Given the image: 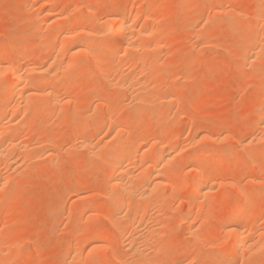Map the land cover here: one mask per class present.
<instances>
[{
  "label": "rangeland",
  "instance_id": "1",
  "mask_svg": "<svg viewBox=\"0 0 264 264\" xmlns=\"http://www.w3.org/2000/svg\"><path fill=\"white\" fill-rule=\"evenodd\" d=\"M39 1L41 2V4ZM39 1L37 2V0H0V45H1L0 50L3 49V46H4L5 50L7 51L9 50L7 52L9 56L11 54L10 58L8 56L7 61L9 62L3 61L4 64L1 62L0 68L3 65L4 66L9 65L12 62L13 64H16L15 63L16 61L17 63H19V61H21L24 57L26 58L30 56H39V60L41 59L40 60L41 62L43 60L42 63L39 60L37 63V60H36L34 62L35 64L30 63L31 65H27L28 64L27 63L25 65V63H23L24 61L22 60L23 62H20L21 64H23L22 70L24 71L22 72L23 73L26 72L25 75L28 77L31 76L32 78H35L36 74H37L36 78L40 77V78H43L44 80L47 78L45 81H48L46 82V85L48 83V86H45V85L41 86L40 93L39 91H37L39 93V94L37 93L38 99L36 98V100H31V102H39V103L46 102L47 104L49 103L51 105L49 110H45V108L44 109L38 108V110H36L33 114L32 113L30 114V112L29 114H27L28 104H26L25 101H22L23 98H21V95L17 93L15 94L16 99H15V96H13L11 98V101H9L8 103L7 108L9 107V110L7 108L4 110L5 118H2L4 117L3 114L0 115V128H2L3 125H4L3 128H5V126L8 128L9 125H12V124L14 126L19 125V126H16V128H14L13 126V128L18 131L13 130V128L11 129V131L13 132L15 131L14 133L11 132L10 130L8 131H10V134L14 135L13 137L14 139L16 140L19 139L18 141L23 143V145H25L23 149L18 150L14 148L13 150H10L9 152L10 154H8V156L12 157L13 159L12 158H8V159L0 158V162H1L0 163V179L2 180V182L0 180V209H2L0 210V229H1L0 231V251H1L0 252V262H2L3 264H5V262H7L6 264H73L74 262H75L74 264H80V263L83 264L81 262L82 260L83 262L86 261L84 262L85 264H98L100 260L99 264H101L102 261L104 262V263L102 262V264H129L130 262L128 263V260L130 259L132 261V258L134 256L130 253L128 254V251H126L127 248H126L125 241H128L129 238L127 237L130 236L131 233L129 232V229L127 228V224L125 228L122 227L123 231H121L122 228H119L118 226L116 227L115 223H118L120 226H125V223L127 222L126 220H128L126 218H129L128 216L131 217L132 215H134L135 214L134 210H137V211L139 210L140 214L138 215L139 216L138 218L142 219L141 222H143L142 224L143 227L151 228L150 224L152 223L154 225L153 226L151 224L152 227H156V228L159 227L158 231H162V233L158 232V234L160 233L159 237L156 236L157 239L154 238L155 240L153 239L151 240V237L148 236L151 241V243L149 241V244L152 245V246L150 245L152 248L150 246H149L150 248L149 247L147 248V249H151V251L155 250L154 253L159 251L158 253H160L159 255L160 264L162 263L163 264H212V263L213 264H220V263L223 264V262L215 261L216 256H218L217 253L224 250V248H232V246H234V239H232L231 236L229 237L225 231L226 230L225 227L227 226L229 218L223 219V217L227 218V216L230 214L231 210L233 209L234 205L237 204L238 201L240 202V200L242 201L243 205L245 203L244 205L245 207L247 206L248 202L247 203L246 201L243 202L244 200H242L243 199L242 197H243V192L248 191V190L252 193V198L249 201L250 204H248V207H247L250 211V214H247L246 216L239 219L245 224V226L249 224V226L247 225L248 227L247 226L244 227V232H245L244 236L245 238L250 237L253 239V237L258 238V235L259 236L264 235V172H263L264 171V152H263L264 146L262 147V144L264 143V139H263L264 135H262L264 134L263 133L264 132V115H263L264 113V86H263L264 85V62H263L264 55H262L263 57L260 55L261 57L260 56L259 57L262 58V61L261 59H259L257 62L259 63L260 61L261 65L259 63L255 65L256 67L252 66V64L250 66L251 62L249 60L250 59L249 57L252 51L251 49L252 44L248 46L246 42L250 44V41L249 39L245 38L246 35H247L246 37H248V35L250 36L259 35L258 36L260 37L258 41L259 45L256 43L258 45L257 47H259V49H262L260 48V46L261 47L264 46V44H262L264 42V39H263L264 38L263 36L264 35L263 34L264 33V20H263L264 18L261 17V19L262 18L263 19L260 23V21L257 19V15H255V14H259L258 7H260V9L261 8L264 9V0H214V1L213 0L212 1L211 0H150V1L149 0H67V4L64 3L65 0L64 1L56 0L55 3H53V5L57 6V7L54 6L55 8L54 11L56 12L55 14H57L56 16L58 18L60 17L66 18L71 21H73L75 17L78 16V14L84 13L83 11L87 12L89 8V4L91 5L93 3L94 6H90V7L92 9L91 10L92 14L95 13L96 15L95 14L91 15L90 18L86 20H82L83 23L80 20V22H77V24H75V27H73V25L67 26V28L69 27L68 30H72V32L74 33V36L76 35V37L85 36L81 27H85L86 24H87V27L88 28L90 27L91 29H93L95 33H97V31H100V33H102V31L105 30L104 28H106L107 32L104 31L103 34L105 35L112 34V31L115 25V22L112 21V17L115 18L116 16L121 15L124 12H126V10L127 12H130L131 9L134 13L140 12L139 15L141 16H139V20H137L138 22L137 24L140 25L139 23H141L140 25L141 28H145L148 31L149 30L152 31L153 28L158 26L156 27L157 29L156 28L154 29L156 31H152L147 36V39L139 38L138 42H141V41L143 42L144 40L147 42H150L153 40L152 38V40L149 41V39H151L150 35H153L152 37H154L155 35L156 37H154V40L152 42L162 41L161 44L163 45V48L164 47L166 48V46L167 48L160 49V51H157L156 53L149 52L151 54H149V60L147 61L152 62V64L149 67L148 65L151 62L150 63L146 62L144 64L141 61H137L138 59L140 60L141 56L143 55L142 50L139 51L138 59L136 56L137 55L136 53L138 52L132 53L131 50H129V52L127 53L125 52L126 54L124 53V50H122L123 52L120 51V53L116 54L118 55L116 58V62H115V59L114 61L111 59H107L108 57L107 56L106 59L104 60H107L111 63V65L113 64L116 66L115 67L116 73L113 71V73L115 74L112 73V70L114 68L109 67L110 70L112 69L111 70L112 74L109 73L111 75L110 78L112 79H109V78L106 79L107 76L105 77L106 74H104L105 72H103L107 68V66L106 68L105 66L103 68V65H105L106 62L104 64H103L104 61L100 62L101 65L100 63H98L99 64V67H98L97 62H94L96 60V59L94 60L95 58L94 55L93 56H91L92 54L90 55V53H92L91 51L93 52L95 51L96 53L97 49H91L90 51L87 52L86 55L85 53H83L85 56L83 54H80L79 59H78V55L73 56L69 51H67L69 50L68 47L70 46L68 44L69 46L66 47L67 49L64 47V50L61 51L65 55V57L63 56V54L61 56V52H59L56 49V47L58 48L60 47L59 45H62V43H60L62 42V40L59 34L62 32V29L64 26L61 27L57 25V23H55L56 25L47 23L45 21V13L40 11L42 4L44 3V1H47V0H43V1L39 0ZM178 1L179 2L181 1V2L179 3ZM209 2H212V3H209ZM190 4H193V5H190ZM219 5L224 8L220 7ZM65 6L67 7L64 8ZM133 7H134V10H133ZM229 7H231V10H228ZM26 8H28L29 10L31 9V10L30 11L28 9L26 10ZM24 9L26 12L24 11ZM216 9L223 10V11L220 12L219 15H217L219 10H216ZM235 9L237 11L239 10L238 11L240 14L239 16L244 17V19H242V17L241 18L239 17V21H238L239 23L237 22L235 26L233 27L230 26L229 28L228 25H226V22H224L225 17L223 15L226 14L227 11H232ZM58 10L62 14L59 13ZM75 11L78 12V14L75 13ZM23 12H25L24 14L26 16L23 14L25 17L20 16L21 13ZM144 12L146 13V15H148V17L145 16ZM259 12H261V10ZM262 12H264V10H262ZM64 14H65V17H64ZM203 14H205V16ZM73 15H75V17H71ZM159 16L161 17V19ZM215 16L217 18H215ZM221 16H223V18ZM207 17L209 19H207ZM219 17H221L222 20L219 19ZM192 18L194 20L196 19V21H193ZM110 19L113 23L109 22ZM189 19H192L191 23L190 21H188ZM210 19L213 21L211 22ZM215 20H217L216 21L217 23L215 22ZM102 21H108L107 23H110V24H106L105 26L106 22L104 23ZM158 21H160V23ZM151 22H153V25H151ZM187 22H189L190 25H192L191 26L192 28L190 27V25H188ZM102 23H104V26H105L104 28H102L103 26H101ZM36 24L37 25L40 24V25L37 26ZM209 25H211L210 28H209ZM245 25L247 27H250V26L251 27L247 28ZM236 26H238V28ZM67 28L64 27V30ZM76 28L78 29L80 33L77 32ZM232 28L238 31H235L233 29L234 30L233 32V30H231ZM48 29L49 30L51 29L50 31L55 29L54 30L56 32L55 39L57 40L56 42L55 40H53V42L50 41V44L48 43L49 41H47L46 44L48 45L46 47L45 41H46V37L49 34ZM240 29L242 31H240ZM81 31H82V34H81ZM231 32H233L234 34ZM242 32H244L245 34L242 35ZM247 32L248 33L250 32V33L248 34ZM44 33L45 34L47 33V34L45 35ZM42 34H44L43 40H42ZM250 36L248 38H250ZM135 38L137 39L138 37H135ZM94 39L95 41H93ZM102 40L104 41V37H100L98 39L93 38L91 41L94 42L97 46H100V44L103 43ZM242 40L244 41L246 40V42ZM260 40L262 41L261 43H260ZM5 42L7 43L8 46L5 44ZM39 42L40 43L44 42V44L40 45ZM43 45H44V48H42ZM171 46L173 50H171ZM247 46H248V49L249 48L251 49V51L250 49L249 50L246 49ZM50 47H51V50L53 51L48 49ZM52 47H55V48L52 49ZM40 52H42L44 56ZM51 55L56 56L57 59L54 56L52 57ZM84 57L85 58L87 57V58L85 59ZM44 58H45V61H44ZM156 60H158L157 64L155 63ZM71 61L73 62L72 64H75V65H80L81 63H86V64L89 63V64H87V66L85 65L86 68L84 72L83 71L79 72L80 71L79 68L77 69L75 68L76 71L75 70H70V71L68 70L66 72L61 71L63 70L62 67L64 66V68H67L68 65L71 64L70 63ZM46 62L51 63L50 66ZM57 62L58 64L59 63L60 64L58 65ZM61 62L63 63V65H61L62 64ZM66 62L67 64L65 66L64 63ZM20 63H19V66H20ZM46 64L48 65V67ZM24 65L28 67L27 69H30V68L32 69L27 71ZM41 65H43V67H41ZM55 65L57 66L55 67ZM143 65H144V68H143ZM154 65H157V66H154ZM130 66H132L133 68H131ZM257 66L258 67L260 66L259 67L260 69L259 68L257 69ZM158 68H160V70ZM47 69H50L49 71H51V69L52 70L60 69V70H54L52 72H49L48 74ZM125 69L127 72H125ZM44 70L46 71L45 73L39 72V71H44ZM3 71L4 70L2 71L0 70V78L1 79L3 78L2 80H5L4 78H7V77L10 78L8 76L9 74ZM59 71H61V73ZM128 71H130L135 78L134 77L132 78V76L130 75L131 73H129ZM136 72L138 73L136 74ZM52 73L53 75H51ZM101 73L104 76H102ZM121 73L122 75H120ZM126 73H128L127 75L131 76L130 78L132 79L136 80L137 78L139 79L141 78L142 80L146 81V83L144 82L145 84L150 83L151 85L149 84L148 86H149V89L152 88L151 93L154 92L153 90H155L156 94L158 93L157 98L154 96H153L154 98L153 97L151 98L153 94H151L150 97L148 96L149 100L151 101L150 106L147 105L149 103H147L146 104L147 106H146V105H141L135 102L134 99L132 98L133 97L132 93L128 90L129 88L128 89L124 87L121 88V86L119 85V83H121L120 77L123 79ZM152 73L155 74L154 77H152L151 75ZM55 74L59 76L57 77ZM140 74H142L141 77L139 76ZM89 78L91 81L89 80ZM115 78L117 79V81H115L116 80ZM124 78H126V76ZM1 79H0V82H1ZM87 79L89 81L84 82ZM51 80L53 81L51 82ZM98 80H100V82ZM135 80H134V83L138 81L137 80L135 82ZM153 83L155 85L154 89L152 87ZM68 84H70L72 87H69ZM116 84H118L119 86ZM93 85L94 86L100 85V86H96L97 88V89L95 88L96 92L94 90ZM57 86H60V87H57ZM27 87L28 88L26 87L25 88L30 90L29 86ZM48 87H49V91L51 90V87L52 89H56L57 91L56 93L59 94V97L61 95L60 98H63L64 101L69 100V103H64V105H61V106L57 105L58 107L56 105H53L55 103L51 101L50 96H48L47 94L45 95V92H49L48 90H46ZM159 87L163 89L162 93L159 92L161 89ZM42 90H46V91L42 92ZM64 90L65 92H63ZM90 90L95 94V96ZM61 92L65 94V96ZM159 94H162V95H159ZM164 94H166L165 95L166 97L163 96ZM47 97H49V100ZM167 98L169 99V101L167 100ZM180 98L181 99L183 98L182 101ZM131 99L134 102L131 101L132 102L131 103L129 101ZM154 99L156 100L159 99V100L156 101ZM16 100H17V103L14 102ZM168 103L170 104V106L168 105ZM133 104H135L136 106L134 107ZM17 105L20 107H18ZM98 105H100L99 108H98ZM153 105L156 107H154ZM94 106L97 107L98 111L96 107ZM13 107H15V109H13ZM74 107L77 109V112ZM163 107L164 109H162ZM105 108L106 109L108 108L110 111L109 110L105 111ZM15 110L18 112L16 114L14 113L15 115L13 118L12 112H15ZM74 111L75 113L78 114V116L77 114H74ZM100 111H102L103 113ZM19 112L21 113L20 115L18 114ZM94 112L95 114L96 113L97 114L95 115ZM6 113H8V116ZM79 113L81 115H79ZM260 114H262V116ZM16 115L18 116L16 117ZM28 115L30 117H28ZM64 117H67V118H64ZM6 118L7 120L9 119L8 121L11 124L6 120ZM106 119L108 121H106ZM74 121H76V123ZM73 122L75 124H72ZM78 123L81 126H79ZM118 123L124 124L125 130L126 129L127 130L126 131L124 130L125 133L124 132L123 133H124V136L127 138H131V137L133 138V134L135 137L136 132L139 133L141 131H144L146 133L144 134V138L148 143H152L151 142L152 138L153 140H157L158 138L161 137V138H170L172 139L173 143L175 142V145L178 144L177 146L179 148L178 149L179 151L178 150L177 151L179 152L180 156L177 151L176 152H177L178 157L177 155H174L176 159L175 161L180 160L177 163L178 165L175 164L176 163L175 162L172 166H170V168H168L169 166L167 168L162 167L163 168L162 172L164 174L168 175L169 172H171L170 174L173 173V175L175 176V180L177 179L175 184H178V185H176L175 187L172 186L173 188L171 186H168L169 191L167 190V188L164 187V189L160 193L162 196L159 195L158 202L164 201L163 194H166V193L167 194L164 196L165 200L168 198V196L170 197V199L168 198L166 201H164V203L161 202L162 205H165L166 207L163 206V208L165 207V211H163V214L161 216L162 221H158L159 223H157V219H154L152 221L151 220L152 218H150L149 216L150 215L149 213L151 211L150 209H152L151 204H147V205L141 204L142 206H140L138 202L135 201L136 202L135 203L133 201L134 202L133 206L135 207L134 208L131 207L130 209L129 206H132V204L128 205L129 202H131V200H129L127 201V204L125 202V206L127 207L126 208L124 207L123 211H122V207L116 203L121 208L120 211H118L119 208H117V206L116 207L114 206L115 203L109 202V199L107 197V194H108L107 191L110 192V190L108 189H112L113 193H115L116 191H114V188H111V187L106 188L109 186V184L107 185L108 179H109L107 178V175L110 176V171L103 169L104 163H103L102 158H104V156L102 155L103 157H100L99 154L98 155L96 154L98 157L95 156L94 154L89 155L86 152V150L80 147L79 145V143L81 142V139L83 138V135L80 132L82 131V129H85L86 127L87 133H88L86 135L87 139L92 138L93 144L96 142L99 145L101 144L102 146L100 145L98 147H100L101 149L103 148V150H101L100 148H97L98 150L100 149V152L99 151L98 152L102 153L103 151V154L105 155L106 153L104 152L105 149L106 151L109 150L106 147H110V146L114 147L117 143L118 137L116 136V134H114V130H115L114 126L115 124L117 125ZM23 124H25L26 126ZM108 124L110 127L113 126V129H110ZM136 124H139V126L137 125L138 127H136ZM20 125H23V126L21 127ZM67 127L68 128L70 127L69 129L70 132ZM73 128H75L76 130L74 131ZM204 128L207 130H205ZM79 130L81 131L79 132ZM107 130L111 131L112 134L111 132ZM62 131L63 133L64 132L65 133L62 134ZM76 131H78L77 132L78 134L76 133ZM128 132L130 135L128 134ZM39 133H40V136L42 137L45 135V137H43V140L42 138L39 137ZM41 134H44V135H41ZM89 134H90V137H89ZM77 135L78 137L80 136L79 139ZM19 136H21V138ZM54 136L55 137L57 136L56 137L57 140L53 139L55 140V142L52 141V137ZM38 137L41 143L38 142ZM155 137L156 138L158 137V138L156 139ZM59 138H60V141L58 140ZM148 138L149 139L151 138V140H149ZM174 138L176 139L174 140ZM22 139L25 140V142L22 141ZM93 139L95 142L93 141ZM254 139H257V140L255 141ZM262 139L263 141H261ZM30 141L32 143L33 141H35L33 143L35 147ZM42 141L45 143L43 144ZM56 141H58V144ZM36 142L39 145H37ZM48 142H50L51 144L53 143L56 146L53 144L51 145ZM106 143H108V145ZM185 143L189 144V146L187 144L184 145ZM247 143H251L247 145V147L249 148L245 146V144ZM26 144H29V145L31 144V146L26 145ZM97 144H94V145L97 147ZM104 144L106 147L104 146ZM200 144L202 146L203 145L207 146L208 148L201 147L202 148L201 150L199 147ZM181 145L183 146L181 147ZM219 147L220 148L222 147V148L220 149ZM227 147L229 148L231 147V148L229 149ZM197 148L200 150V152L204 151L203 149H205V155L208 158L207 163L205 164V168L208 171H213L215 169V162L220 157L224 158V162L226 161L224 163L225 166L224 165H223L224 167L222 166V170L220 169V171H218L219 173H218L216 182L212 184L215 186H212L210 184L212 188L217 187L216 189L213 188L212 193L214 194L211 195L212 196L211 200L213 201L210 203V205L207 202L206 203L201 202L203 199L201 198L198 199L199 197L196 194H193L194 196L196 195V198L194 197L193 199L192 194H191V187L189 184V180H192V177H193L192 169L193 168L192 169L190 168L192 167V165H190L189 160H191L190 158H192L191 157L192 155L199 152ZM260 148L263 150H261ZM40 149L42 152L40 151ZM223 149H225L224 153H227V155L223 154L222 152ZM258 149H260L261 151ZM250 150H251V155H253L252 157L254 159H251L252 157L249 158ZM14 151H15V154L13 155ZM39 151L41 153H39ZM180 151L181 152L183 151L182 154ZM51 152H53L55 155L53 153L51 154ZM140 152H139L140 155L138 154V161L139 159H141L142 162L143 161L146 162L147 161L146 158L148 154H146L144 150ZM52 155H54V157ZM225 156L227 157L225 158ZM144 158L145 160H143ZM141 160H140V163H141ZM80 161L83 162V165L85 163L86 166L85 165L83 166ZM140 163H137L136 165L138 166L140 165ZM10 165H12L11 168L9 167ZM137 166L134 169H136V172L138 173V175L141 176L142 170L145 166L144 167L142 166L143 168H139L141 172L137 171L139 170L138 167H140V166L138 167ZM82 168H85V169H82ZM101 168L105 172L101 171ZM134 169L132 170L135 171ZM98 173L101 175H99ZM226 175L227 177H225ZM183 176L185 178L186 176H189L186 178L188 183H183V186L181 187L182 189L181 188L179 189L181 178H183ZM7 177H10V178L7 179ZM256 177L258 178L256 179ZM224 179L227 181H225ZM101 180L103 182H101ZM5 182L7 184L6 186H4ZM235 182H237L238 184L237 183L235 184ZM224 183H227V184H224ZM76 184H78L77 187H75ZM1 185L4 187H2ZM237 185L239 186V188ZM240 185L243 186V188ZM1 188L3 189L1 190ZM240 189H242V191ZM183 190L185 191L183 192ZM3 191H5L6 193ZM222 194H226L224 196V200H223ZM6 195H9V196L6 197ZM221 195H222V198H221ZM160 197L163 198V200H161ZM228 197H230V199H228ZM83 198H85L86 200ZM185 199H187L189 203L187 202V200L185 201ZM195 199L197 202H194ZM84 200H85V203L83 202ZM234 200H235V203H234ZM221 201H224L223 202L224 204L226 202L227 203L230 201L231 202L228 203L227 205L225 204L226 205L225 206L224 204L221 203ZM92 204H94V206ZM82 205L85 206V209L88 206L91 207L92 205L93 207H91L90 210H93V211L92 212L89 210L87 211V209L83 210L84 207ZM109 205L112 206V208H110ZM181 206H184L185 208H182ZM146 207H148V209ZM138 208H141V210ZM143 208H146V210L144 209V212H142ZM169 208L171 209L170 211H168ZM127 209L129 211L131 210V212L126 211ZM57 211L59 212L58 215L56 214L57 217L55 215L57 220L53 221L51 218L52 217L51 215H53L54 213H57ZM81 211L82 212L87 211V214L91 212L89 214L90 217L89 215H86L85 212H83L82 214ZM133 211H134V214H132ZM166 211L170 215L166 214ZM177 211L180 214H178ZM224 211L227 215L224 213ZM164 212L168 216H166ZM195 212L197 213L198 216L200 212L202 215H205L206 213V216L209 218H205L202 216V218H200L201 220L199 219V217L197 219ZM144 213L145 215H143ZM125 214H127L128 216H126ZM81 215L83 216L81 217ZM94 215H96L95 219H94L95 217ZM142 215L145 218H143ZM221 215L223 216L221 217ZM120 216L124 217L125 220H122ZM183 216H186V217L190 216V217L184 219L185 217ZM79 219H80V222H79ZM120 219L124 221L125 223L124 222H123L124 224L121 223ZM183 219L186 221H184ZM194 219L196 220V222H194ZM202 219H207V222L206 220H203L205 223L200 224L202 222ZM146 221H149V222H146ZM189 223L190 225H188ZM191 224L195 225L196 228L197 226H199L198 229L200 231L201 229L202 231L204 230L203 232L202 231L200 232V235H199L200 237L198 236V239L202 238L203 241H205L206 243L202 241L200 242V240L202 239L198 241L196 237L190 234ZM75 227H76V230H75ZM97 227L99 228L103 227L104 229L101 228L99 231V228ZM90 229L91 231H93V233L90 231ZM206 229L208 232L210 230L209 234L207 231H205ZM253 229L255 230L253 231ZM96 230H97V234H94ZM76 231L78 233H76ZM101 231L102 233H104L105 238L100 239L99 243L97 242L98 243L97 245L99 246L97 245L95 246L96 248L95 250L94 249L93 250L95 251L94 254L95 253L96 254L93 255L92 254L93 251H91L92 248L90 249V247L94 243V241L96 242L97 238H93V239L91 238L93 234L95 235V237L99 235L98 232L102 234ZM249 231H252V232H249ZM255 231L257 235L256 233L255 234L253 233ZM204 232H206V234ZM79 235H82V238ZM202 235L204 236V238ZM85 238H88L89 240ZM74 240L76 242H74ZM220 240L222 241V243ZM156 241H157V246H159L161 249L159 248L154 249V247L156 248L155 246ZM223 241H225L226 243ZM70 242L72 244L74 242L73 245L77 246L78 248L82 247V250L78 249L79 250L78 253L79 254L81 253L80 255L77 253V247H74L73 245H71ZM227 243L229 244L227 245ZM262 243H264V241ZM69 244L70 246H72V250L70 249ZM81 244L84 246V248L83 246H81ZM223 244L225 247L221 249L223 247ZM218 245L222 247L219 248ZM68 246H69V250L67 248ZM263 247L264 245L262 246L261 251H260V253L263 256L261 254L260 255L257 254L258 257L256 255L257 257L256 260H255V257H253V260H252L250 256L247 255L248 254L247 252H243L240 250L237 252L240 254L238 255V259L236 261L233 260L234 262L231 261L230 263L226 262L224 264H235V263L236 264H240V263L241 264H249V263L252 264L251 263L252 261L254 262L253 264H264V258H263L264 248ZM5 248L8 250H5ZM1 249H3L4 251ZM66 249L69 252L72 251L70 256H69V253L66 252L67 251ZM84 249L86 250V252ZM104 249L106 250L105 255H104ZM21 251L23 254L20 253ZM90 251H91V254H90ZM16 252H18V254L15 256ZM242 253L245 254L246 256L243 255ZM65 254L67 257L65 256ZM85 254L87 255L90 254L92 256L90 257L88 255L86 257ZM211 254H213V256ZM22 255H23V258L25 257L26 260L22 258ZM74 256L75 257L78 256V258H74ZM79 256L80 257L82 256L81 259L79 258ZM94 256H95V259H94ZM214 256H215V259H214ZM247 256H249L250 259ZM88 257L91 258V260ZM106 257L107 259H105ZM206 257L211 258V259L207 260ZM260 257L262 260L260 259ZM16 258H18V260ZM71 258L73 259V261L74 260L75 261L73 262ZM103 258L104 260H101ZM79 259L80 261L77 262ZM242 260L243 261L245 260L246 263L242 262ZM135 261L136 259L132 261V263Z\"/></svg>",
  "mask_w": 264,
  "mask_h": 264
},
{
  "label": "bare ground",
  "instance_id": "2",
  "mask_svg": "<svg viewBox=\"0 0 264 264\" xmlns=\"http://www.w3.org/2000/svg\"><path fill=\"white\" fill-rule=\"evenodd\" d=\"M39 0H37V2H38ZM43 1V0H42ZM55 1L56 0H47V1H44V3L42 4V6H41V10L40 11H42L43 13H45V21L47 22V23H49V24H55V23H57V25H59V26H64V27H66L67 28V26H69V25H73V27H75V24H77V22H80V20H81V22L83 23V21L82 20H86V19H88V18H90L91 17V15H94V14H92V9H91V7L90 6H94L93 5V3L90 5L89 4V8H88V10H87V12L86 11H83L84 13H80V14H78V12H76L75 11V13H77L78 14V16L77 17H75V15H73V16H71V17H75V19L73 20V21H71V20H69V19H66V18H58L56 15L57 14H55L56 12L54 11L55 10V8H54V6L55 5H53V3H55ZM64 1V0H63ZM150 1V0H149ZM212 1V0H211ZM214 1V0H213ZM37 2H36V4H37ZM40 2V1H39ZM105 2V1H104ZM179 2V1H178ZM181 2V1H180ZM179 2V3H180ZM203 2V1H202ZM65 4H67V0H65V2H64ZM63 3V4H64ZM95 3H97V2H95ZM156 3V2H155ZM209 3H212V2H209ZM229 3V2H228ZM39 4V3H38ZM40 4H41V2H40ZM39 4V5H40ZM164 4V3H163ZM166 4V3H165ZM168 4V3H167ZM227 4V3H226ZM33 5H35V4H33ZM61 5H62V3H61ZM180 5V4H179ZM190 5H193V4H190ZM222 5V4H221ZM225 5V4H224ZM68 6V5H67ZM67 6H65L64 8H66ZM104 6H105V4H104ZM220 6V5H219ZM230 6V5H229ZM35 7V6H34ZM55 7H57V6H55ZM102 7V6H101ZM107 7V6H106ZM220 7H222V6H220ZM37 8V7H36ZM136 8V7H135ZM180 8V7H179ZM219 8V7H218ZM222 8H224V7H222ZM230 8V9H229ZM228 8V10H231V7H229ZM259 9V11L261 10V12H259L258 11V13L259 14H255V15H257V19L260 21V23H261V21H262V19L264 18V12H262V10H264L263 8H261L260 9V7H258ZM28 8H26V10H27ZM40 9V8H39ZM38 9V10H39ZM57 9V8H56ZM104 9V8H103ZM107 9V8H106ZM129 9H131V8H129ZM156 9H158V8H156ZM178 9V8H177ZM220 9V8H219ZM219 9H216V10H219ZM234 9V8H233ZM29 10V9H28ZM31 10V9H30ZM29 10V11H30ZM133 10H134V7H133ZM138 10V9H137ZM142 10V9H141ZM160 10V9H159ZM175 10V9H174ZM24 11H25V9H24ZM158 11V10H157ZM223 10H219L218 11V14L217 15H219V13L220 12H222ZM239 11V10H238ZM236 9L235 10H232V11H227V13L226 14H222L224 17H225V21L224 22H226V25H228V27L230 28V26L231 27H233V26H235L236 24H237V22L239 21V12H238ZM257 11V10H256ZM26 12V11H25ZM25 12H23V13H21V15L20 16H22V17H25L26 15L24 14ZM58 12H59V10H58ZM86 12V13H85ZM93 12H94V10H93ZM143 12V11H142ZM141 12V13H142ZM161 12H163V11H161ZM243 12V11H242ZM241 12V13H242ZM28 13V12H27ZM39 13V12H38ZM59 13H61V12H59ZM145 13V12H144ZM148 13V12H147ZM224 13V12H223ZM25 16H24V15ZM62 14V13H61ZM140 14V12L139 13H134L133 11H132V9H131V11L130 12H127V10H126V12H124L123 14H121V15H118V16H116L115 18L114 17H112V21L113 22H115V25H114V29H113V31H112V34H109V35H105V34H103L104 33V31H106V28H104L105 26H106V24H110V23H107L108 21H102V22H106L105 23V26H104V23H102L101 24V26H103L102 28H104L103 30L104 31H102V33H100V31H97V33H95L94 31H93V29H91L90 27L88 28L87 27V24L85 25V27H81L82 28V30H83V33H84V35L85 36H78V37H76V35L74 36V33L72 32V30H68L69 29V27L67 28V29H65L64 30V27H63V29H62V32L59 34L60 35V37H61V40H62V42H60V43H62V45H59L60 47H56V49L59 51V52H61L62 50H64V47L66 48L67 46H69L68 47V49L69 50H67V51H69L73 56H77L78 55V59H79V56H80V54H83V53H85V55L87 54V52L88 51H90L91 49H97L96 50V53H95V51L93 52V51H91L92 53H90V55L91 56H93L94 55V57H92V58H94V62H97V65H98V67H99V64L98 63H100V62H102V61H104L103 62V64L106 62V63H108V64H106L105 63V65H103V68H104V66H105V68H106V66H107V68L106 69H108V70H106L105 69V71H103V72H105L104 74H106L105 75V77H106V79H112V78H110V74L109 73H111V70L109 69V67H111V68H114L113 70H112V73H113V71L115 72V65H111V63L109 62V61H107V60H104V59H106V57H107V59H111V60H113L114 61V59H115V62H116V58H117V56L118 55H116V54H118V53H120V51H122V50H124V53L126 52H129V50H131L132 51V53L134 52V53H136V52H138V53H136L137 55V59L139 58V51L140 50H142L143 51V55L141 56V58H140V60L138 59H136L137 61H141L142 63H146V62H148V63H150L149 61H147V60H149V54H151V53H156L157 51H160V49H164L163 48V45L161 44L162 43V41L161 42H152L153 40H154V37H156L155 35H154V37H152L153 35H150L151 36V39H149V41L150 40H152V38H153V40L152 41H150V42H147V41H141V42H138L139 41V38H146L147 39V36L152 32V31H156V30H154L156 27H158V26H156L155 28H153V30L152 31H148L147 29H145V28H141V23H139L140 25H138L137 23V20H139V16H141V15H139ZM198 14V13H197ZM215 14V13H214ZM96 15V14H95ZM152 15V14H151ZM204 16H205V14H203ZM221 15V14H220ZM241 15H243V14H241ZM67 16V15H66ZM114 16V15H113ZM145 16L146 17H148V15H146V13H145ZM157 16V15H156ZM161 16H163V15H161ZM196 16V15H195ZM208 16V15H207ZM223 16H221L222 18H223ZM243 16H245V15H243ZM64 17H65V14H64ZM68 17V16H67ZM100 17V16H99ZM151 17V16H150ZM154 17H155V15H154ZM158 17V16H157ZM160 17V16H159ZM197 17V16H196ZM195 17V18H196ZM221 17H219V19H221ZM242 17V16H241ZM240 17V18H241ZM261 17H263L262 19H261ZM103 18V17H102ZM111 18V17H110ZM140 18H142V17H140ZM145 18V17H144ZM194 18V17H193ZM192 18V19H193ZM209 18H210V16H209ZM208 17H207V19H209ZM215 18H217L216 16H215ZM98 19V18H97ZM104 19V18H103ZM160 19H161V17H160ZM186 19V18H185ZM192 19H189L188 21H190V23H191V21H192ZM218 19V20H219ZM242 19H244V17H242ZM256 19V18H255ZM92 20V19H91ZM144 20V19H143ZM148 20V19H147ZM155 20H156V18H155ZM222 20V19H221ZM264 20V19H263ZM69 21V22H68ZM111 21V19L109 20V22H112ZM136 21V22H135ZM145 21V20H144ZM193 21H196V19L194 20L193 19ZM210 21L212 22L213 20H211L210 19ZM217 20H215V22H216ZM99 22H100V20H99ZM112 22V23H113ZM140 22V21H139ZM142 22V21H141ZM150 22V21H149ZM156 22V21H155ZM159 23H160V21H158ZM205 22H206V20H205ZM208 22V21H207ZM215 22H213V23H215ZM220 22V21H219ZM258 22V21H257ZM46 23V24H47ZM97 23V22H96ZM146 23V22H145ZM188 23V25H190V23L189 22H187ZM210 23V22H209ZM208 23V24H209ZM217 23V22H216ZM239 23V22H238ZM243 23V22H242ZM251 23V22H250ZM79 24V23H78ZM193 24H194V22H193ZM206 24V23H205ZM207 24V25H208ZM259 24V23H258ZM37 25V24H36ZM38 25H40V24H38ZM37 25V26H38ZM43 25H45V24H43ZM56 25V24H55ZM100 25V24H99ZM151 25H153V22H151ZM206 25V26H207ZM241 25V24H240ZM244 25V24H243ZM250 25V24H249ZM36 26V27H37ZM101 26H99V27H101ZM160 26V25H159ZM162 26V25H161ZM192 25H190V27H191ZM210 26L211 25H209V28H210ZM246 26V25H245ZM263 26V25H262ZM49 27V26H48ZM47 27V28H48ZM52 27V26H51ZM50 27V28H51ZM72 27V26H71ZM111 27V26H110ZM138 27H140V28H138ZM142 27H144V26H142ZM153 27V26H152ZM237 28H238V26H236ZM247 27V26H246ZM251 27V26H250ZM250 27H247V28H250ZM56 28V27H55ZM108 28V27H107ZM192 28V27H191ZM52 29V28H51ZM50 29V30H51ZM75 29V28H74ZM77 29V28H76ZM79 29H80V27H79ZM149 29V28H148ZM157 29V28H156ZM234 28H232L231 30H233ZM244 29H245V27H244ZM49 29H48V32H49V34H48V36L46 37V41H45V44H46V42L47 41H49L48 43L50 44V41H52L53 42V40H55V42H56V40L57 39H55L56 37V32L54 31L55 29H53L52 31H50ZM111 30V29H110ZM109 30V31H110ZM158 30H160V29H158ZM230 30V31H231ZM235 31H238V30H236V29H234ZM234 30H233V32H234ZM249 30V29H248ZM75 31V30H74ZM240 31H242L241 29H240ZM250 31H251V29H250ZM77 32H79L78 31V29H77ZM107 32V31H106ZM233 32H231V33H233ZM259 32V31H258ZM257 32V33H258ZM80 33V32H79ZM157 33H158V31H157ZM239 33H241V32H239ZM248 33V32H247ZM250 33V32H249ZM248 33V34H249ZM45 34V33H44ZM44 34H42V40H43V35ZM47 34V33H46ZM45 34V35H46ZM78 34V33H77ZM81 34H82V31H81ZM107 34V33H106ZM153 34V33H152ZM206 34H208V33H206ZM205 34V35H206ZM234 34V33H233ZM236 34V33H235ZM245 33L244 32H242V35H244ZM252 34V33H251ZM264 34V33H263ZM254 35H255V33H254ZM150 36H149V38H150ZM207 36V35H206ZM247 36V35H246ZM245 36V38L246 39H249V41H250V44H248L247 42H246V40L244 41V40H242V41H244V42H246V44L248 45V46H250L251 44V49H252V51H251V49H250V51H251V55H250V57H249V55H248V57L250 58H247V59H249L250 60V66H251V64H252V66H254V67H256L255 65L256 64H259L260 63V61H259V63H257L258 62V60L259 59H261V61H262V58H260L262 55H264V46H260V48H262V49H259V47H257L258 45H259V43H258V41H259V38L260 37H258L259 35H257V36H250V35H248V37L250 36V38H248V37H246ZM264 36V35H263ZM58 37V36H57ZM100 37H104V41H103V43L102 44H100V46H97L94 42H92L91 40L93 39V38H100ZM135 37H138L137 39L135 38ZM242 37V36H241ZM54 38V39H53ZM59 38V37H58ZM210 38V37H209ZM232 38H234V37H232ZM158 39V38H157ZM160 39H162V38H160ZM165 39V38H164ZM163 39V40H164ZM241 39H243V38H241ZM264 39V38H263ZM263 39H261V40H263ZM40 40V39H39ZM41 40V41H42ZM135 40V41H134ZM141 40V39H140ZM156 40V39H155ZM260 40V43L262 42ZM37 41H38V39H37ZM40 41V42H41ZM93 41H95V39L93 40ZM98 41V40H97ZM101 41V42H102ZM136 41H137V43H136ZM157 41V40H156ZM248 41V42H249ZM39 42V43H40ZM58 42V41H57ZM243 42V43H244ZM26 43V42H25ZM242 43V42H241ZM258 45H257V44ZM5 44L7 45V43L5 42ZM42 44H44V42H42V43H40V45H42ZM57 44V43H56ZM56 44H55V46H56ZM69 44V45H68ZM164 44V43H163ZM167 44V43H166ZM245 44V43H244ZM245 44V45H246ZM253 44H254V46H253ZM262 44H264V42L262 43ZM262 44H260V45H262ZM37 45H39V44H37ZM47 45L48 44H46L45 46L47 47ZM168 45V44H167ZM240 45V44H239ZM1 46V45H0ZM8 46V45H7ZM50 46V45H49ZM54 46V45H53ZM166 46V45H165ZM248 46H247V50H249L248 49ZM6 47V46H5ZM45 47V48H46ZM243 47V46H242ZM241 47V48H242ZM245 47V46H244ZM253 47V48H252ZM42 48H44V45L42 46ZM53 48H55V47H52V49ZM166 48H167V46H166ZM165 48V49H166ZM8 49V48H7ZM48 49H50L51 50V47L50 48H48ZM67 49V48H66ZM168 49H169V47H168ZM243 49V48H242ZM245 49V48H244ZM245 49V50H246ZM56 50V51H57ZM171 50H173L172 49V46H171ZM241 50V49H240ZM244 50V51H245ZM246 50V51H247ZM9 51V50H8ZM7 50H5V48H4V46H3V49H1L0 50V63L2 62L3 63V61H7L8 60V56H9V54L7 53L8 52ZM48 51V50H47ZM51 51H53V50H51ZM43 52V51H42ZM42 52H40L41 54H43ZM46 52V51H45ZM110 54H109V53ZM123 52V51H122ZM149 52H151V53H149ZM242 52V51H241ZM249 52V51H248ZM50 53V52H49ZM56 53V52H55ZM58 53V52H57ZM64 53H65V51H64ZM88 53V54H89ZM96 55H95V54ZM125 53V54H126ZM243 53V52H242ZM52 54V53H51ZM53 54H54V52H53ZM62 52H61V56H62ZM67 54V53H66ZM31 55V54H30ZM84 55V54H83ZM84 55V56H85ZM245 55V54H244ZM261 55V56H260ZM10 56H11V54H10ZM10 56H9V58H10ZM18 56V55H17ZM43 56H44V54H43ZM52 56V55H51ZM54 56V55H53ZM52 56V57H53ZM60 56V55H59ZM63 56L65 57V55L63 54ZM66 56H68V55H66ZM72 56V57H73ZM82 56V55H81ZM88 56V55H87ZM135 56V55H134ZM260 56V57H259ZM42 57V56H41ZM40 57V58H41ZM56 59H57V57L56 56H54ZM89 57V56H88ZM151 57V56H150ZM263 57V56H262ZM19 58V57H18ZM76 58V57H75ZM85 58V57H84ZM87 58V57H86ZM85 58V59H86ZM134 58V57H133ZM157 58H159V57H157ZM244 58V57H243ZM49 59V58H48ZM84 59V60H85ZM246 59V58H245ZM24 62H23V61ZM21 61H19V63L20 62H23V63H25V65L27 64V65H31L30 63H32V64H35L34 62L37 60V63H38V60H39V56H30V57H24L23 59H22ZM41 60V59H40ZM39 60V61H40ZM60 60V59H59ZM135 60V59H134ZM154 60V59H153ZM249 60H247V61H249ZM10 61H11V59H10ZM44 61H45V58H44ZM57 61V60H56ZM82 61H83V59H82ZM93 61V60H92ZM131 61V60H130ZM157 61L158 60H156V64H157ZM7 62H9V61H7ZM41 62V61H40ZM42 62H43V60H42ZM41 62V63H42ZM69 62V61H68ZM77 62V61H76ZM79 62V61H78ZM115 62H114V64H115ZM140 62V63H141ZM263 62H264V59H263ZM6 63V62H5ZM16 64H13V62L11 63V64H9V65H6V66H2L1 68H0V70L2 71V70H4L5 71V73L7 72V74H9L8 76L10 77V78H4L5 80H2L1 78V82H0V115H2L3 114V116L4 117H2V118H5V114H4V110L7 108V106H8V103H9V101H11V98L13 97V96H15V94H19V95H21V98H23L22 99V101H25L26 102V104H28V108H27V114H29V112H30V114L32 113H34L36 110H38V108H45V110H49L50 109V107H51V105L48 103H39V102H31V100H36V98H37V96H38V94L40 93V88H41V86H48V83H47V85H46V82H48V81H45L43 78H40V77H37L36 78V75H35V78H32L31 76V78L30 77H28V76H26L25 75V73H23L22 71H24V70H22V68H23V64H21L20 63V66H19V63H17V61L15 62ZM40 63V64H41ZM49 66H50V64L51 63H48V62H46ZM53 63H55V62H53ZM62 63V62H61ZM71 64H69L68 65V67L67 68H64V66L62 67L63 68V70H61V71H63V72H66V71H70V70H75L76 71V69L77 68H79L80 69V71L79 70H77V71H79V72H81V71H85V65L87 66V64H89V63H81L80 65H75V64H72L73 62L71 61L70 62ZM4 64V63H3ZM18 64V65H17ZM46 64V65H47ZM57 64H58V62H57ZM60 64V63H59ZM58 64V65H59ZM65 64V66H66V64H67V62L66 63H64ZM111 66H110V65ZM152 64V62L148 65V67L150 66ZM263 64V63H262ZM1 65V64H0ZM24 65V66H25ZM37 65V64H36ZM48 65H47V67H48ZM61 65H63V63L61 64ZM100 65H101V63H100ZM109 65V66H108ZM130 65H132V64H130ZM260 65H261V63H260ZM52 66H53V64H52ZM51 66V67H52ZM57 65H55V67H56ZM154 66H157V65H154ZM26 67V66H25ZM41 67H43V65H41ZM40 67V68H41ZM46 67V66H45ZM60 67V68H61ZM98 67H96V68H98ZM131 68H133L132 66H130ZM159 67V66H158ZM260 67V66H259ZM258 66H257V69L259 68ZM28 67H26V69H27ZM76 68V69H75ZM141 68V67H140ZM143 68H144V65H143ZM142 68V69H143ZM146 68H147V66H146ZM252 68V67H251ZM25 69V70H26ZM30 69H32V68H30ZM30 69H27V71H29ZM53 69V68H52ZM51 69V71H49L50 69H47L48 70V74H49V72H52V71H54V70H60V69H54V70H52ZM82 69V70H81ZM84 69V70H83ZM91 69V68H90ZM117 69V68H116ZM128 69H129V67H128ZM153 69V68H152ZM159 70H160V68H158ZM260 69V68H259ZM252 70V69H251ZM254 70V69H253ZM3 71V72H4ZM37 71V70H36ZM61 71H59L60 73H61ZM136 71V70H135ZM142 71H144V70H142ZM39 72H43V73H45L46 71L44 70V71H39ZM82 72V73H83ZM125 72H127L126 71V69H125ZM129 73H131L132 72V70H131V72L130 71H128ZM257 72H259V71H257ZM2 73V72H1ZM75 73V72H74ZM88 73V72H87ZM90 73V72H89ZM111 73V74H112ZM116 73V72H115ZM115 73H113V74H115ZM133 73H135V72H133ZM138 72H136V74H137ZM141 73H143V72H141ZM256 73V72H255ZM78 74V73H77ZM102 74V73H101ZM108 74H109V76H108ZM128 73H126L125 75H124V77L126 76V78H124L123 77V79L120 77V80H121V83H119V85L121 86V88L122 87H124V88H129L128 90L132 93V95H133V99H134V101L135 102H137V103H139V104H141V105H146L147 103H149V104H147V105H149L150 106V103H151V101L149 100V97L151 96V94H153L152 96H151V98L154 96V97H158V93L156 94L155 93V90H153L154 92H152L151 93V89L152 88H150L149 89V82H147V83H149V84H145L146 83V81H144V80H142L141 78L139 79V78H137L136 80L135 79H132L134 76H133V74L131 73L130 75L132 76V78H130L131 76H128L127 75ZM51 75H53V73L51 74ZM56 75V74H55ZM120 75H122V73L120 74ZM141 75L142 74H140L139 76L141 77ZM144 75V74H143ZM147 75V74H146ZM149 75V74H148ZM152 75V77H154L155 76V74L154 73H152L151 74ZM5 76V75H4ZM34 76V75H33ZM57 76V75H56ZM55 76V77H56ZM59 76V75H58ZM57 76V77H58ZM102 76H104L103 74H102ZM136 76V75H135ZM2 77V76H1ZM6 77V76H5ZM43 77V76H42ZM52 77V76H51ZM73 77V76H72ZM75 77H76V75H75ZM74 77V78H75ZM87 77V76H86ZM90 77V76H89ZM105 77H104V79H105ZM49 78V77H48ZM53 78V77H52ZM78 78V77H77ZM83 78H85V77H83ZM135 78V77H134ZM149 78V77H148ZM156 78H158V77H156ZM116 79V78H115ZM125 79V80H124ZM144 79V78H143ZM84 80V79H83ZM89 80H90V78H89ZM88 79L87 80H85L84 82H86V81H89ZM123 80V81H122ZM134 80H135V82L136 83H134ZM140 80H142V81H140ZM153 80V79H152ZM53 80H51V82H52ZM91 81V80H90ZM99 82H100V80H98ZM109 81V80H108ZM112 81V80H111ZM115 81H117V79L115 80ZM149 81V80H148ZM60 82V81H59ZM145 82V83H144ZM78 83V82H77ZM89 83V82H88ZM116 83V82H115ZM114 83V84H115ZM176 83V82H175ZM61 84V83H60ZM60 84H58V85H60ZM97 84V83H96ZM174 84V83H173ZM57 85V84H56ZM116 85H118V84H116ZM118 85V86H119ZM151 85V84H150ZM27 86H29V88H30V90H28V89H26V88H28ZM68 86L69 87H72L70 84H68ZM94 86V85H93ZM96 86H100V85H96ZM96 86H94V90H95V88H96ZM154 83H153V89H154ZM264 86V85H263ZM26 87V88H25ZM50 87V86H49ZM49 87L46 89V90H48L49 91ZM55 87V86H54ZM57 87H60V86H57ZM63 87V86H62ZM90 88V87H89ZM92 88V87H91ZM159 88H161V87H159ZM61 89V88H60ZM97 89V88H96ZM46 90H42V92L44 91H46ZM93 90V91H94ZM159 90V89H158ZM37 91H39V93L37 92ZM60 91V90H59ZM62 91V90H61ZM67 91V90H66ZM89 91V90H88ZM91 91V90H90ZM57 91H56V89H52V87H51V90L49 91V92H45V95L47 94L48 96H50V99H51V101L52 102H54L55 104H53V105H58V106H61V105H64V103H69V100H67V101H64V99L63 98H60L61 97V95H60V97H59V94L58 93H56ZM63 92H65V90L63 91ZM76 92V91H75ZM82 92V91H81ZM92 92V91H91ZM90 92V93H91ZM95 92H96V90H95ZM121 92H123V91H121ZM159 92H163V89L161 88L160 89V91ZM38 93V94H37ZM62 93V92H61ZM60 93V94H61ZM79 93V92H78ZM93 93V92H92ZM126 93V92H125ZM155 93V94H154ZM166 93V92H165ZM179 93V92H178ZM63 94V93H62ZM94 94V93H93ZM64 96H65V94H63ZM62 95V96H63ZM71 95V94H70ZM81 95V94H80ZM89 95H91V94H89ZM159 95H162V94H159ZM166 94H164L163 96L164 97H166L165 96ZM177 95V94H176ZM18 96V95H17ZM43 96V95H42ZM63 96V97H64ZM67 96V95H66ZM94 96H95V94H94ZM98 96V95H97ZM126 96V95H125ZM149 96V97H148ZM162 96V97H163ZM71 97V96H70ZM69 97V98H70ZM99 97V96H98ZM127 97V96H126ZM153 97V98H154ZM40 98H41V96H40ZM43 98V97H42ZM48 98V100H49V97H47ZM74 98V97H73ZM150 98V99H151ZM161 98V97H160ZM176 98V97H175ZM15 99H16V96H15ZM38 99V98H37ZM45 99V98H44ZM63 99V100H62ZM124 99V98H123ZM164 99V98H163ZM177 99V98H176ZM181 99V98H180ZM183 99V98H182ZM182 99H181V101H182ZM43 100V99H42ZM72 100H74V99H72ZM115 100V99H114ZM121 100H122V98H121ZM152 100V99H151ZM154 100H156V99H154ZM159 99H157L156 101H158ZM167 100L169 101V99L167 98ZM170 100H172V99H170ZM41 101V100H40ZM128 101V100H127ZM130 102L131 101H133L132 99L131 100H129ZM133 101V102H134ZM14 102H16L17 103V100L16 101H14ZM25 102H24V104H25ZM75 102V101H74ZM115 102V101H114ZM125 102V101H124ZM173 102H174V100H173ZM180 102V101H179ZM11 103V102H10ZM22 103V102H21ZM122 103V102H121ZM132 103V102H131ZM153 103V102H152ZM161 103V102H160ZM167 103V102H166ZM165 103V104H166ZM23 104V103H22ZM156 104V103H155ZM12 105V104H11ZM19 105V104H18ZM17 105V106H18ZM21 105V104H20ZM105 105V104H104ZM106 105H107V103H106ZM129 105H130V103H129ZM128 105V106H129ZM134 105V107L136 106L135 104H133ZM146 105V106H147ZM157 105V104H156ZM168 105L170 106V104L168 103ZM10 106V105H9ZM57 106V107H58ZM99 106L100 105H98V108H99ZM110 106V105H109ZM148 106V107H149ZM154 106V105H153ZM163 106V105H162ZM16 107V106H15ZM15 107H13V109H15ZM18 107H20V106H18ZM66 107V106H65ZM73 107V106H72ZM94 107H96V106H94ZM145 107V106H144ZM154 107H156V106H154ZM75 108V107H74ZM111 108V107H110ZM161 108V107H160ZM8 110H9V107L7 108ZM21 109V108H20ZM56 109V108H55ZM69 109V108H68ZM73 109V108H72ZM76 109V108H75ZM96 109H97V107H96ZM130 109V108H129ZM138 109V108H137ZM155 109V108H154ZM162 109H164V107L162 108ZM166 109V108H165ZM12 110V109H11ZM44 110V111H45ZM94 110H95V108H94ZM93 110V111H94ZM101 110V109H100ZM106 110H109L108 108L106 109L105 108V111ZM157 110V109H156ZM169 110V109H168ZM167 110V111H168ZM73 111V110H72ZM97 111H98V109H97ZM110 111V110H109ZM148 111V110H147ZM7 112V111H6ZM18 111H16L15 110V112H12L13 113V118H14V115L17 113ZM23 112H24V110H23ZM22 112V113H23ZM60 112V111H59ZM62 112V111H61ZM76 112H77V109H76ZM78 112H79V110H78ZM100 112H102V111H100ZM99 112V113H100ZM108 112V111H107ZM131 112V111H130ZM155 112H157V111H155ZM263 112V111H262ZM11 113V114H12ZM15 113V114H14ZM63 113V112H62ZM103 113V112H102ZM7 114V116H8V113H6ZM19 115L21 114L20 112L18 113ZM24 114V113H23ZM60 114V113H59ZM66 114V113H65ZM74 114H77V113H75V111H74ZM94 114H95V112H94ZM97 114V113H96ZM95 114V115H96ZM132 114V113H131ZM148 114V113H147ZM157 114V113H156ZM158 114H159V112H158ZM52 115H53V113H52ZM56 115V114H55ZM57 115H58V113H57ZM64 115V114H63ZM79 115H81L80 113H79ZM123 115H124V113H123ZM122 115V116H123ZM151 115V114H150ZM261 116H262V114H260ZM259 115V116H260ZM263 115H264V113H263ZM10 116V115H9ZM11 116V117H12ZM18 115H16V117H17ZM76 116V115H75ZM77 116H78V114H77ZM108 116V115H107ZM117 116V115H116ZM28 117H30L29 115H28ZM50 117V116H49ZM80 117V116H79ZM10 118V117H9ZM57 118H58V116H57ZM64 118H67V117H64ZM95 118V117H94ZM109 118V117H108ZM150 118H151V116H150ZM261 118V117H260ZM59 119H61V118H59ZM79 119V118H78ZM89 119H90V117H89ZM93 119V118H92ZM99 119H100V117H99ZM113 119V118H112ZM111 119V120H112ZM120 119H121V117H120ZM2 120V119H1ZM5 120V119H4ZM6 120H7V118H6ZM9 120V119H8ZM7 120V121H8ZM115 120V119H114ZM140 120V119H139ZM144 120V119H143ZM152 120V119H151ZM166 120V119H165ZM10 121H11V119H10ZM27 121H28V119H27ZM27 121H26V123H27ZM76 121H77V119H76ZM76 121H74L75 123H76ZM106 121H108L107 119H106ZM118 121V120H117ZM263 121V120H262ZM6 122V121H5ZM9 122V121H8ZM13 122H15V121H13ZM72 123V124H75V123ZM80 122V121H79ZM116 122V121H115ZM137 122H138V120H137ZM154 122V121H153ZM169 122V121H168ZM10 123V122H9ZM9 123H7V124H9ZM25 123V122H24ZM25 123V124H26ZM109 123H110V121H109ZM133 123V122H132ZM263 123V122H262ZM6 124V125H7ZM11 124V123H10ZM18 124V123H17ZM25 124H23V125H25ZM87 124V123H86ZM105 124H107V123H105ZM114 124V123H113ZM112 124V125H113ZM151 124H153V123H151ZM150 124V125H151ZM15 125H16V123H15ZM23 125H20L21 127L23 126ZM77 125V124H76ZM78 125H79V123H78ZM100 125V124H99ZM118 125V126H117ZM115 124V126H114V134H116V136L118 137L117 139V143H116V145L113 147V146H110V147H106L105 146V144H104V146L107 148V149H109V150H107L106 151V149H105V151L104 152H106L105 153V155L103 154V151H102V153H99L100 152V147H98V146H100L99 144H97V142L96 143H94V144H97V147L92 143V138L91 139H87V129H86V127H85V129H82V131L81 130H79V132L83 135V138L81 139V142L79 143V145H80V147H82L83 149H85L86 150V152L90 155H92V154H94L95 156H97L98 154L100 155V157H103L104 156V158H102L103 159V163H104V166H103V169H106V170H109L110 171V176L109 175H107V178H109L108 179V183H107V181H106V183H107V185L109 184V186L108 187H106V188H114V191H116L115 193H113V191H112V189H108V190H110V192L109 191H107L108 192V194H107V197H108V199H109V202H111V203H115V207L117 206V208H119V210L118 211H120V207L118 206V205H120L121 207H122V211H123V208L125 207H127V206H125V202H126V204H127V201H129V200H131V202H129V204L128 205H130V204H132V206H129V208L131 209V207H135V206H133V204H134V202L136 201V202H138V204L140 205V206H142L141 204H151V206H152V209H150L151 211H150V218H152L151 220L153 221L154 219H157V223H159L158 221H162V214H163V211H165V205H162V203L161 202H163L164 203V201H166L168 198L170 199V197L168 196V198L165 200V195L167 194H163V198H164V201H161V202H158V200H159V195H161L160 193L162 192V190L164 189V187L165 188H167V190L169 189L168 188V186H176V185H178V184H175L176 183V181H177V179L175 180V176L173 175V173L172 174H170L171 172H169V174L167 175V174H164L162 171H163V168L162 167H165V168H167L168 166V168H170V166H172L175 162V164H177L178 163V161H180V160H178V161H175L176 159H175V156L174 155H177V152L179 151L178 149V144L177 145H175V142L173 143V141H172V139H170V138H156L157 140H153V138H152V140H151V138L149 139V140H151V142L152 143H148L146 140H145V138H144V134H146L144 131H141V132H139V133H137L136 132V135H135V137H134V134H133V138L131 137V138H127V137H125L124 136V130H125V127H124V124H121V123H118V124ZM139 126V124H136V127H138ZM141 125V124H140ZM172 125V124H171ZM13 124L12 125H9V127L7 128L6 126H5V128H3L4 127V125H3V129L2 128H0V129H2V130H0V158L2 159H8V158H12V157H9L8 156V154H10L9 152H10V150H13L14 148H16V149H23L24 147H25V145H23V143H21V142H19L18 140L19 139H14L13 137H14V135H12V134H10V131H11V129L13 128ZM16 126H19V125H16ZM16 126H14V128H16ZM26 126V125H25ZM79 126H81V125H79ZM108 126H109V124H108ZM143 126V125H142ZM173 126V125H172ZM71 127V126H70ZM70 127L68 128V130L70 129ZM74 127V126H73ZM90 127V126H89ZM103 127V126H102ZM110 127V126H109ZM112 127V128H111ZM110 127V129H113V126H111ZM116 127V128H115ZM133 127H135V126H133ZM141 127V126H140ZM202 127V126H201ZM13 128V130H15ZM19 128V127H18ZM23 128H25V127H23ZM48 128V127H47ZM67 128H66V130H67ZM82 128V127H81ZM80 128V129H81ZM84 128V127H83ZM88 128V127H87ZM124 128V129H123ZM143 128H145V127H143ZM203 128V127H202ZM209 128V127H208ZM74 129V131L76 130L75 128H73ZM89 129V128H88ZM109 129V130H110ZM137 129V128H136ZM205 129V128H204ZM8 130H10V131H8ZM26 130V129H25ZM24 130V131H25ZM37 130V129H36ZM65 130V131H66ZM109 130H107V131H109ZM127 130V129H126ZM125 130V131H126ZM133 130V129H132ZM205 130H207V129H205ZM15 131H18V130H15ZM14 131V132H15ZM73 131V132H74ZM92 131V130H91ZM9 132V133H8ZM11 132H13V131H11ZM13 132V133H14ZM26 132V131H25ZM42 132H43V130H42ZM69 132H70V130H69ZM68 132V133H69ZM78 131H76V133H77ZM109 132H111V131H109ZM124 132V133H123ZM134 132V131H133ZM17 133V132H16ZM23 133V132H22ZM46 133V132H45ZM65 133V132H64ZM63 133V131H62V134H64ZM153 133V132H152ZM172 133V132H171ZM174 133V132H173ZM264 133V132H263ZM67 134V133H66ZM78 134V133H77ZM111 134H112V132H111ZM110 134V135H111ZM128 134H129V132H128ZM22 135V134H21ZM41 135H44V134H41ZM48 135V134H47ZM108 135V134H107ZM130 135V134H129ZM171 135V134H170ZM169 135V136H170ZM262 135H264V134H262ZM59 136H61V135H59ZM64 136V135H63ZM132 136V135H131ZM149 136V135H148ZM155 136V135H154ZM153 136V137H154ZM168 136V137H169ZM20 138H21V136H19ZM39 137L40 138H42V140H43V137H45V135L42 137V136H40V133H39ZM39 137H38V142H40L41 143V141H39L40 139H39ZM57 137V136H56ZM56 137L54 136V137H52V141L53 142H55V140H57L56 139ZM77 137H78V135H77ZM80 137V136H79ZM79 137H78V139H79ZM82 137V136H81ZM84 137H86V138H84ZM89 137H90V134H89ZM113 137H115V136H113ZM147 137V136H146ZM163 137V136H162ZM259 137V136H258ZM261 137V136H260ZM61 138V137H60ZM60 138L58 139L59 141H60ZM53 139H55V140H53ZM62 139V138H61ZM147 139V140H148ZM176 138H174V140H175ZM264 139V138H263ZM263 139L261 140V141H263ZM50 140V139H49ZM145 140V141H144ZM148 140V141H149ZM255 141L257 140V139H254ZM20 141H21V139H20ZM22 141H24L25 142V140H23L22 139ZM48 141V140H47ZM47 141H46V143H47ZM51 141V140H50ZM80 141V140H79ZM93 141H94V139H93ZM203 141V140H202ZM244 141H246V140H244ZM253 141V140H252ZM251 141V142H252ZM31 142V141H30ZM35 141H33V143H34ZM57 142V144H58V141H56ZM95 142V141H94ZM145 142H147V143H145ZM241 142V141H240ZM32 143V142H31ZM32 143V144H33ZM42 143L44 144L45 142H43L42 141ZM48 143H50V142H48ZM102 143V142H101ZM192 143V142H191ZM190 143V144H191ZM201 143V142H200ZM25 144V143H24ZM36 144H37V142H36ZM51 144V143H50ZM53 144V143H52ZM51 144V145H52ZM107 145H108V143H106ZM110 144V143H109ZM187 143H185L184 145H186ZM198 144V143H197ZM202 144H203V142H202ZM240 144V143H239ZM244 144V143H243ZM249 144H251V143H247V144H245V146L247 147V145H249ZM253 144V143H252ZM261 144V143H260ZM264 144V143H263ZM262 144V147L264 146ZM26 145H29V144H26ZM34 145V144H33ZM37 145H39V144H37ZM36 145V146H37ZM53 145H55V144H53ZM78 145V144H77ZM188 146H189V144H187ZM192 145V144H191ZM195 145V144H194ZM209 145V144H208ZM29 146H31V144L29 145ZM28 146V147H29ZM56 146V145H55ZM74 146V145H73ZM102 146V145H101ZM183 145H181V147H182ZM198 146V145H197ZM210 146V145H209ZM33 147V146H32ZM34 147H35V145H34ZM75 147V146H74ZM112 147H113V149H112ZM200 149L202 150V148H204V147H207V146H202L201 144H200ZM202 147V148H201ZM256 147V146H255ZM259 147H261V146H259ZM259 147H257V148H259ZM54 148V147H53ZM72 148V147H71ZM97 148H100L99 150L97 149ZM184 148V147H183ZM208 148V147H207ZM220 148V147H219ZM222 148V147H221ZM220 148V149H221ZM227 148H229V147H227ZM231 148V147H230ZM229 148V149H230ZM247 148H249V147H247ZM27 149V148H26ZM25 149V150H26ZM37 149V148H36ZM42 149V148H41ZM41 149H40V151H41ZM74 149V148H73ZM76 149H77V147H76ZM182 149V148H181ZM198 149V148H197ZM261 149V148H260ZM260 149H258V150H260ZM101 150H103V148L101 149ZM142 150H144L145 152H146V154H148L147 155V161L146 162H142V160L141 159H139V161H138V154H139V152L140 151H142ZM178 150V151H177ZM183 150V149H182ZM204 151H201L200 152V150L198 149V153H196V154H194V155H190L192 158H190L191 160H189L190 161V165H192V167H190L192 170H193V173L192 172H190V173H192V175H193V177H192V180H189V184H190V187H191V194H192V197H193V199H194V197L196 198V195L199 197L198 199H203L201 202H207L209 205H210V203L213 201V200H211L212 198V196L211 195H213L214 193H212L213 192V188H215V187H211V185L214 183V182H216V179H217V177H218V171H220V169L222 170V166L224 165V163L226 162H224V158H222V157H217V158H219L216 162H215V169L213 170V171H208L206 168H205V164L207 163V160H208V158H207V156L205 155V149H203ZM225 149H223V154H225V155H227V153H224L225 151H224ZM228 150V149H227ZM226 150V151H227ZM248 150V149H247ZM261 150H263V149H261ZM260 150V151H261ZM36 151H38V150H36ZM39 151V153H41ZM52 151H53V149H52ZM99 151V152H98ZM177 151V152H176ZM194 151V150H193ZM195 151H196V149H195ZM74 152H75V150H74ZM181 152V151H180ZM183 152V151H182ZM182 152H181V154H182ZM253 152V151H252ZM264 152V151H263ZM262 152V153H263ZM35 153V152H34ZM53 152H51V154H52ZM71 153V152H70ZM141 153V152H140ZM187 153V152H186ZM191 153H192V151H191ZM190 153V154H191ZM216 153H218V152H216ZM221 153V152H220ZM239 153V152H238ZM248 153V152H247ZM250 157L249 158H251L253 155H251V150H250ZM261 153V152H260ZM15 154V151H14V153H13V155ZM54 154V153H53ZM97 154V155H96ZM178 154H179V152H178ZM188 154V153H187ZM186 154V155H187ZM209 154V153H208ZM255 154V153H254ZM36 155H38V154H36ZM36 155H35V157H36ZM55 155V154H54ZM54 155H52L53 157H54ZM103 155V156H102ZM140 155V154H139ZM183 155H184V153H183ZM214 155H216V154H214ZM248 155V154H247ZM31 156V155H30ZM49 156V155H48ZM87 156V155H86ZM146 156V155H145ZM179 156H180V154H179ZM210 156V155H209ZM218 156H220V155H218ZM221 156H223V155H221ZM230 156V155H229ZM257 156V155H256ZM259 156H260V154H259ZM14 157V156H13ZM52 157V158H53ZM92 157V156H91ZM90 157V158H91ZM98 157V156H97ZM177 157H178V155H177ZM184 157V156H183ZM216 157V156H215ZM227 156H225V158H226ZM248 157V156H247ZM88 158V157H87ZM140 158V157H139ZM214 158V157H213ZM235 158V157H234ZM13 159V158H12ZM83 159V158H82ZM85 159V158H84ZM183 159H185V158H183ZM251 159H254L253 157L251 158ZM11 160V159H10ZM92 160H94V159H92ZM140 160H141V163H140ZM143 160H145V158L143 159ZM211 160V159H210ZM257 160V159H256ZM88 161V160H87ZM183 161V160H182ZM4 162V161H3ZM81 162V164L83 165V162L82 161H80ZM79 162V163H80ZM1 163V162H0ZM6 163V162H5ZM137 163H140V165H138V166H140V167H138L136 164ZM7 164V163H6ZM17 164V163H16ZM15 164V165H16ZM81 164H80V166H81ZM189 164V163H188ZM84 165H85V163H84ZM83 165V166H84ZM101 165H103V164H101ZM138 167V169L139 168H143L144 166V168H143V170H142V175L140 176V175H138V173L136 172V169H134L136 166ZM178 165V164H177ZM11 166L12 165H10L9 167L11 168ZM86 166V165H85ZM133 166H135V167H133ZM143 166V167H142ZM225 166V165H224ZM223 166V167H224ZM18 167V166H17ZM187 167H189V166H187ZM19 168V167H18ZM81 168V167H80ZM134 169L135 171H133L132 169ZM164 168V169H165ZM243 168V167H242ZM79 169V168H78ZM82 169H85V168H82ZM13 170H15V169H13ZM167 170V169H166ZM169 170V169H168ZM16 171H17V169H16ZM81 171V170H80ZM101 171H103V172H105L104 170H102V168H101ZM137 171H140V169L139 170H137ZM82 172V171H81ZM141 172V171H140ZM264 172V171H263ZM80 173V172H79ZM101 173V172H100ZM137 173V174H136ZM248 173V172H247ZM99 174V173H98ZM103 174H105V173H103ZM187 174V173H186ZM224 174V173H223ZM99 175H101V174H99ZM249 175V174H248ZM258 175V174H257ZM109 176V177H108ZM190 176V175H189ZM189 176H186V178L187 177H189ZM102 177V176H101ZM225 177H227V175L225 176ZM8 178H10V177H7V179ZM165 178H167V179H165ZM184 176H183V178H181V182H180V186H179V189L183 186V183H188L187 182V179H186ZM191 178V177H190ZM258 177H256V179H257ZM99 179H100V177H99ZM237 179V178H236ZM1 180V179H0ZM13 180V179H12ZM170 182V180H171V182L169 183L168 181ZM173 180V181H172ZM180 180V179H179ZM225 180V179H224ZM6 181H8V180H6ZM81 181V180H80ZM218 181V180H217ZM225 181H227V180H225ZM254 181V180H253ZM1 182H2V180H1ZM100 182V181H99ZM98 182V183H99ZM101 182H103L102 180H101ZM12 183V182H11ZM223 183V182H222ZM237 182H235V184H236ZM211 184V185H210ZM224 184H227V183H224ZM238 184V183H237ZM7 184H6V182H5V185L4 186H6ZM77 185L78 184H76V186L75 187H77ZM229 185V184H228ZM2 186V185H1ZM4 186H2V187H4ZM212 186H215V185H212ZM221 186V185H220ZM223 186V185H222ZM238 186V185H237ZM241 186V185H240ZM178 187V186H177ZM187 187V186H186ZM188 187H189V185H188ZM236 187V186H235ZM242 188H243V186H241ZM10 188V187H9ZM115 188H116V190H115ZM173 188V187H172ZM217 188V187H216ZM215 188V189H216ZM221 188V187H220ZM238 188H239V186H238ZM3 188H1V190H2ZM182 189V188H181ZM241 191H242V189H240ZM250 190H251V188H250ZM112 191V192H111ZM169 191V190H168ZM185 190H183V192H184ZM3 192H5V191H3ZM217 192V191H216ZM219 192V191H218ZM226 192V191H225ZM240 192V191H239ZM6 193V192H5ZM227 193V192H226ZM229 193V192H228ZM2 194V193H1ZM8 194V193H7ZM193 194H196L195 196L193 195ZM220 195V194H219ZM223 195V200H224V196L226 195V194H222ZM222 195H221V198H222ZM7 196H9V195H6V197ZM85 196V195H84ZM106 196V195H105ZM162 196V195H161ZM182 196H184V195H182ZM13 197H14V195H13ZM191 197V198H192ZM242 197V196H241ZM15 198H17V197H15ZM163 198H161L160 197V199L161 200H163ZM187 198V197H186ZM243 199L242 200H244L243 202H245L246 201V203L248 202V204H250V200H251V198H252V193L248 190V191H245V192H243V197H242ZM81 199V198H80ZM83 199H85V198H83ZM228 199H230V197H228ZM227 199V200H228ZM237 199H239V198H237ZM7 200V199H6ZM86 200V199H85ZM85 200L83 201L84 203H85ZM183 200V199H182ZM187 199H185V201H186ZM134 201V202H133ZM233 201V200H232ZM133 202V203H132ZM135 202V203H136ZM187 202L189 203V201L187 200ZM194 202H197L196 201V199H195V201ZM224 201H221V203L222 204H224L223 203ZM231 202V201H230ZM230 202H228V203H230ZM3 203V202H2ZM92 203V202H91ZM118 205H117V204ZM166 203V202H165ZM227 202L225 203L226 205L228 204ZM234 203H235V200H234ZM88 204V203H87ZM96 204V203H95ZM100 204V203H99ZM106 204H108V203H106ZM186 204V203H185ZM192 204V203H191ZM196 204V203H195ZM195 204H194V206H195ZM213 204V203H212ZM224 204V205H225ZM248 204H247V206L245 207L244 205H245V203H244V205H243V203H242V201L240 200V202L238 201V203L237 204H235L234 205V207L233 206H231V207H233V209L231 210V212H230V214L227 216V218L226 217H223V219L225 218V219H228V223H227V226L225 227V231H226V233H227V235L230 237H232V239H234V246H232V248H224L225 246H224V244L226 243L225 241H223V242H225L224 244H223V247L222 246H219L220 244V242L218 243L219 245H218V247L219 248H221V249H223L224 248V250H222V251H220L219 253H217L218 254V256H216V262H223V264L224 263H226V262H231V261H236L237 259H238V255L240 254V253H237L238 251H243V252H247L248 254L247 255H249L250 256V258L253 260V257H255V260H256V258L258 257V255L257 254H261L260 253V251H261V248H262V246L264 245V243H262L263 241H264V235H258V238H254L253 236V239L252 238H245V236H244V227H246L247 225L249 226V224H247L246 226H245V224L242 222V221H240L239 219L240 218H242V217H244V216H246L247 214H250V211H249V209L247 208L248 207ZM89 205V204H88ZM93 206H94V204H92ZM91 205V207H93ZM167 205H168V203H167ZM204 205V204H203ZM225 205V206H226ZM2 206V205H1ZM83 206V205H82ZM87 206V205H86ZM106 206V205H105ZM110 206V205H109ZM150 206V207H151ZM163 206H165L164 208H163ZM198 206V205H197ZM207 206V205H206ZM3 207V206H2ZM84 207V209L83 210H86L87 209V211L89 210V211H93V210H90V208L91 207H87L86 209H85V206H83ZM180 207V206H179ZM182 208H185L184 206H181ZM192 207V206H191ZM99 208H100V206H99ZM110 208H112V206H110ZM116 208V209H117ZM147 209H148V207H146ZM146 208H143V210H142V212H144V209L146 210ZM170 208H171V206H170ZM169 208V210L168 211H170L171 209ZM203 208H204V206H203ZM206 208V207H205ZM77 209V208H76ZM97 209V208H96ZM138 209H140L141 210V208H138ZM197 209H198V207H197ZM0 210H2V209H0ZM207 210V209H206ZM59 211V210H58ZM57 211V213H52L53 215H51L52 217V220L54 221V220H57L56 219V217H57V215H58V212ZM61 211V210H60ZM87 211L85 212V211H83V212H85V214L86 215H89L91 212H89L88 214H87ZM100 211V210H99ZM116 211V210H115ZM121 211V212H122ZM126 211H129L128 209L126 210ZM125 211V212H126ZM134 211H135V214H134ZM133 212H132V214H134V215H132L131 217L130 216H128L127 214H125L126 216H128L129 218H126V219H128V220H126L127 222L125 223L124 221H122V220H125L124 219V217H121L120 216V218H122V220L120 219V221H121V223H125V226H120L118 223H115L116 224V227L118 226L119 228H122V227H126V224H127V228L129 229V232L131 233H129L130 234V236H128L127 238H129L128 239V241H125V243H126V248H127V250L126 251H128V254L130 253V254H132L131 256L134 258V260L136 259V261L135 262H133L132 263V261H134L133 260V258H132V261L130 260H128V263L129 264H160L159 263V261H160V259H159V255H160V253H158V252H155L154 253V249H157V248H159V249H161L159 246H157V241H156V248L154 247V249H152V250H154V251H151V249H147L151 244H149V241H150V238L149 237H151V240L153 239V240H155L154 238H156V236L157 237H159V234H158V232H161L162 233V231H158V229H159V227L158 228H156V227H152V225L150 224V226H151V228L150 227H148V228H145V227H143V222H141V220L142 219H140V218H138L139 216V210L137 211V210H134ZM173 211V210H172ZM183 211V210H182ZM198 211V210H197ZM202 211H204V210H202ZM56 212V211H55ZM82 212V211H81ZM83 212H82V214H83ZM96 212H97V210H96ZM120 212V213H121ZM129 212H131V210L129 211ZM142 212H141V214H142ZM188 212H189V210H188ZM75 213V212H74ZM117 213V212H116ZM137 213V214H136ZM147 213V212H146ZM177 213H178V211H177ZM191 213V212H190ZM196 213V212H195ZM208 213V212H207ZM224 213H225V211H224ZM223 213V214H224ZM57 214V215H56ZM98 214V213H97ZM101 214V213H100ZM131 214V213H130ZM164 214H165V212H164ZM166 214H168V215H170L169 213H167V211H166ZM165 214V215H166ZM178 214H180V213H178ZM226 214V213H225ZM55 215H56V217H55ZM76 215V214H75ZM143 215H145V213L143 214ZM142 215V216H143ZM147 215V214H146ZM164 215V216H165ZM168 215H166V216H168ZM183 215H184V213H183ZM208 215V214H207ZM227 215V214H226ZM225 215V216H226ZM83 215H81V217H82ZM95 216V217H94ZM93 217H94V219L96 218V215H94ZM125 216V217H126ZM163 216V217H164ZM165 216V217H166ZM196 216H197V219H198V217H199V219L200 218H202V216L203 217H205V218H209V217H207L206 216V213H205V215H202L201 214V212L199 213V216L197 215V213H196ZM223 215H221V217H222ZM55 217V218H54ZM89 217H90V215H89ZM181 217H182V215H181ZM180 217V218H181ZM183 217H185L184 219H186V218H189V217H186V216H183ZM192 217V216H191ZM194 217V216H193ZM210 217H211V215H210ZM79 218V217H78ZM114 218V217H113ZM143 218H145L144 216H143ZM247 218V217H246ZM115 219V218H114ZM113 219V220H114ZM119 219V218H118ZM159 219H161V220H159ZM182 219V218H181ZM183 219V220H184ZM196 219V218H195ZM194 219V222H196V220ZM252 219V218H251ZM250 219V220H251ZM83 220V219H82ZM81 220V221H82ZM93 220V219H92ZM112 220V221H113ZM140 220V221H139ZM148 220V219H147ZM201 220V219H200ZM203 220H206V222H207V219H202V222L200 223V224H202V223H205ZM249 220V221H250ZM78 221V220H77ZM115 221V220H114ZM117 221V220H116ZM151 221V222H152ZM184 221H186V220H184ZM248 221V222H249ZM253 221V220H252ZM79 222H80V219H79ZM119 222V221H118ZM146 222H149V221H146ZM145 222V223H146ZM155 222H156V220H155ZM165 222V221H164ZM193 222V221H192ZM193 222V223H194ZM112 223V222H111ZM120 223V222H119ZM123 223V224H124ZM185 223V222H184ZM191 223V222H190ZM190 223L188 224V225H190ZM192 223V224H193ZM163 224V223H162ZM187 224V223H186ZM191 224V226H190V234H192L194 237H196L197 239H198V236L200 235V232L202 231V229H201V231L198 229L199 228V226H197V228H196V226L195 225H192ZM81 225V224H80ZM96 225H97V223H96ZM114 225V224H113ZM145 225V224H144ZM155 225H157V224H155ZM166 225V224H165ZM255 225V224H254ZM253 225V226H254ZM115 226V225H114ZM146 226V225H145ZM149 226V225H148ZM154 226V225H153ZM160 226V225H159ZM203 226V225H202ZM201 226V227H202ZM247 226V227H248ZM97 228H99V227H97ZM101 228H103V227H101ZM101 228H99V231H100V229ZM108 228V227H107ZM110 228V227H109ZM118 228V229H119ZM162 228V227H161ZM255 228V227H254ZM94 229V228H93ZM92 229V230H93ZM104 229V228H103ZM102 229V230H103ZM113 229V228H112ZM117 229V228H116ZM246 229V228H245ZM251 229V228H250ZM249 229V230H250ZM256 229V228H255ZM255 229H253V231L255 230ZM75 230H76V227H75ZM114 230V229H113ZM252 230V229H251ZM0 231H1V229H0ZM89 231V230H88ZM90 231H91V229H90ZM104 231V230H103ZM115 231V230H114ZM118 231V230H117ZM121 231H123V228H122V230ZM188 231H189V229H188ZM204 231V230H203ZM202 231V232H203ZM205 231H207V229L205 230ZM246 231V230H245ZM3 232V231H2ZM75 232V231H74ZM84 232V231H83ZM92 233H93V231H91ZM90 232V233H91ZM96 232V233H95ZM94 232V234H97V230ZM105 232V231H104ZM208 232V231H207ZM209 232H210V230H209ZM209 232H208V234H209ZM248 232V231H247ZM249 232H252V231H249ZM76 233H78L77 231H76ZM75 233V234H76ZM88 233V232H87ZM101 233H102V231H101ZM205 234H206V232H204ZM254 234L256 233V231L255 232H253ZM252 233V234H253ZM93 234V236H92V238L91 239H93V238H97L96 239V242L94 241V243L93 242H91V243H93L92 245H91V247H90V249H91V251H93V255H95L94 254V250H95V246L99 243V240L100 239H104L105 238V235H104V233H102V234H100V232H98V234L99 235H97L96 237H95V235ZM158 234V235H157ZM204 234V235H205ZM211 234V233H210ZM248 234H250V233H248ZM251 234V235H252ZM260 234V233H259ZM4 235H5V233H4ZM108 235V234H107ZM106 235V236H107ZM162 235V234H161ZM256 235H257V233H256ZM255 235V236H256ZM79 236H81V238H82V235H79ZM149 236V237H148ZM192 236V237H193ZM203 236V235H202ZM206 236V235H205ZM200 237V236H199ZM209 237V236H208ZM228 237V238H229ZM248 237V236H247ZM203 238H204V236H203ZM85 239H88V238H85ZM90 239V240H91ZM157 239V238H156ZM200 239H202V238H200ZM200 239H198V241L200 240ZM207 239V238H206ZM80 240V239H79ZM89 240V239H88ZM126 240V239H125ZM193 240V239H192ZM263 240V241H262ZM18 241V240H17ZM204 242V243H206L205 241H203V239L202 240H200V242ZM221 241V240H220ZM74 242H76L75 240H74ZM74 242H73V244H74ZM81 242H82V240H81ZM80 242V243H81ZM83 242H84V240H83ZM98 242V243H97ZM101 242V241H100ZM102 242H104V241H102ZM228 242V241H227ZM19 243V242H18ZM71 243V242H70ZM124 243V244H125ZM150 243H151V241H150ZM152 243H153V241H152ZM221 243H222V241H221ZM72 243H71V245H73ZM229 243H227V245H228ZM233 244V243H232ZM17 245V244H16ZM20 245V244H19ZM76 245V244H75ZM78 245V244H77ZM159 245V244H158ZM226 245V244H225ZM3 246V245H2ZM14 246V245H13ZM69 246H70V244H69ZM69 246L67 247L68 248V250H69ZM74 246V245H73ZM79 246V245H78ZM81 246H83L82 244H81ZM87 246H89V245H87ZM97 246H99V245H97ZM152 246V245H151ZM150 246V247H151ZM162 246V245H161ZM74 247H77V246H74ZM73 247V248H74ZM149 247V248H150ZM83 248H84V246H83ZM125 248V247H124ZM152 248V247H151ZM191 248H192V246H191ZM198 248V247H197ZM264 248V247H263ZM70 249L72 250V246H70ZM81 249L82 250V247H80V248H78L77 247V253L79 252V250ZM94 249V250H93ZM158 249V250H159ZM196 249V248H195ZM1 250H3V249H1ZM5 250H8V249H6L5 248ZM67 250V249H66ZM66 251L67 253H69V256H70V254H71V252L72 251ZM74 250V249H73ZM76 250V249H75ZM85 250V249H84ZM84 250H83V252H84ZM103 250V249H102ZM191 250V249H190ZM264 250V249H263ZM262 250V251H263ZM4 251V250H3ZM89 251V250H88ZM91 251H90V254H91ZM105 249H104V255H105ZM148 251V252H147ZM151 251V252H150ZM157 251V250H156ZM197 251V250H196ZM1 252V251H0ZM6 252V251H5ZM4 252V253H5ZM24 252V251H23ZM82 252V251H81ZM85 252H86V250H85ZM102 252V251H101ZM153 252V253H152ZM161 252V251H160ZM193 252V251H192ZM3 253V252H2ZM20 253H22V251L20 252ZM66 253V254H67ZM8 254V253H7ZM18 254V252H16V254H15V256ZM23 254V253H22ZM66 254H65V256H66ZM76 254V253H75ZM74 254V255H75ZM79 254V253H78ZM81 254V253H80ZM79 254V255H80ZM90 254H88L90 257L92 256V255H90ZM154 254H155V256H154ZM201 254V253H200ZM243 254V253H242ZM21 255V254H20ZM68 255V254H67ZM86 255V257L88 256L87 254H85ZM97 255H98V253H97ZM212 256H213V254H211ZM210 255V256H211ZM243 255H245V254H243ZM256 255H257V257H256ZM262 255V254H261ZM5 256V255H4ZM28 256V255H27ZM64 256V255H63ZM73 256V255H72ZM76 256V255H75ZM74 256V258H78V256L77 257H75ZM208 256V255H207ZM211 256V257H212ZM241 256V255H240ZM246 256V255H245ZM249 256H247L248 258H249ZM263 256V255H262ZM14 257V256H13ZM67 257V256H66ZM82 257V256H81ZM81 257L79 256V258L81 259ZM86 257H84V258H86ZM103 257H105V256H103ZM242 257V256H241ZM22 258H23V255H22ZM89 258V257H88ZM97 258V257H96ZM197 258H199V257H197ZM207 258V260L209 259H211V258H208V257H206ZM244 258V257H243ZM249 258V259H250ZM264 258V257H263ZM17 260H18V258H16ZM15 259V260H16ZM23 259H25V257L23 258ZM64 259V258H63ZM72 259V258H71ZM80 259L77 261V262H79L80 261ZM90 260H91V258H89ZM94 259H95V256H94ZM93 259V260H94ZM99 259V258H98ZM105 259H107V257L105 258ZM214 259H215V256H214ZM241 259V258H240ZM260 259H261V257H260ZM26 260V259H25ZM87 260V259H86ZM101 260H104V258L103 259H101ZM246 260V259H245ZM243 261L242 260V262H245L246 263V261ZM252 260H250V261H252ZM262 260V259H261ZM260 260V261H261ZM20 261V260H19ZM65 261V260H64ZM72 261H73V259H72ZM75 261V260H74ZM73 261V262H74ZM233 261V262H234ZM249 261V262H250ZM259 261V260H258ZM22 262H23V260H22ZM81 262L83 263V264H85L84 262H86V261H82L81 260ZM99 262H100V260H99ZM99 262H98V264H99ZM103 262V261H102ZM102 262H101V264H102ZM106 262H107V260H106ZM211 262V261H210ZM7 262H5V264H6ZM12 263H14V262H12ZM75 263V262H74ZM73 263V264H74ZM92 263V262H91ZM104 263V262H103ZM126 263V262H125ZM252 264L254 263L253 261L251 262ZM259 263V262H258ZM0 264H3L2 262H0ZM81 264V263H80ZM163 264V263H162ZM213 264V263H212ZM221 264V263H220ZM236 264V263H235ZM241 264V263H240ZM250 264V263H249Z\"/></svg>",
  "mask_w": 264,
  "mask_h": 264
}]
</instances>
